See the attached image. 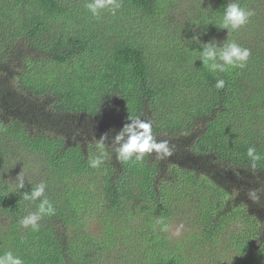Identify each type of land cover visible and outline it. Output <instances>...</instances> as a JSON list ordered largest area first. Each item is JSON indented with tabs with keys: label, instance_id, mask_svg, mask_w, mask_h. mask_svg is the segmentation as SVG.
<instances>
[{
	"label": "trees",
	"instance_id": "trees-1",
	"mask_svg": "<svg viewBox=\"0 0 264 264\" xmlns=\"http://www.w3.org/2000/svg\"><path fill=\"white\" fill-rule=\"evenodd\" d=\"M87 2L0 0V255L11 251L24 264H114L120 225L181 218L195 227L189 242L147 244L146 264H196L195 248L211 264H264V191L256 202L247 195L264 190V160L252 168L247 156L249 147L264 154V0H239L255 15L230 35L220 25L236 0H211L205 11L198 4L168 46L165 0H122L116 15L104 10L99 19ZM139 22L156 35L150 45ZM189 26L249 49L246 67H204ZM129 117L151 123L173 155L118 161L115 137ZM104 136L108 155L91 168ZM11 145L45 160L62 186L46 184L55 215L38 231L19 223L39 201L22 199L32 187L11 183ZM81 198L95 201L97 218Z\"/></svg>",
	"mask_w": 264,
	"mask_h": 264
},
{
	"label": "clouds",
	"instance_id": "clouds-1",
	"mask_svg": "<svg viewBox=\"0 0 264 264\" xmlns=\"http://www.w3.org/2000/svg\"><path fill=\"white\" fill-rule=\"evenodd\" d=\"M122 6V0H89L85 7L90 11L93 17L100 18L101 11L107 10L112 15H116L117 11ZM255 15L254 10H248L241 7L239 0L227 5L222 17V29L228 30V35L244 27L252 16ZM193 40L198 42L203 51H200V60L203 66L209 68L213 72H227L230 68L246 67L251 56V51L241 47L236 42L218 44L216 41L202 43L198 36H194ZM222 45V46H221ZM217 89L225 87V81L218 79L215 85ZM130 123L126 124L121 132L115 137V153L116 159L122 162L142 163L146 155L155 154L158 159H165L173 155L172 147L167 140L157 141L153 135L151 123L141 120L140 118L129 117ZM107 136L101 137L96 141L98 154L89 156V166L94 169H99L105 162V157L108 155L105 144ZM247 156L252 162V168H256L257 162L264 160V154L258 153L254 147H249ZM16 180L18 181V189L25 188L24 179L20 174ZM47 185L41 182L35 186L31 193H23L22 199L30 202L39 201L37 211L31 212L24 216L20 221V225L32 231H38L40 221L45 216L55 215V208L46 196ZM261 189H252L247 195L250 200L256 202L260 199ZM158 227L159 231L168 232L169 226L158 219L154 229ZM0 264H24V261L11 251L0 255Z\"/></svg>",
	"mask_w": 264,
	"mask_h": 264
},
{
	"label": "rangeland",
	"instance_id": "rangeland-1",
	"mask_svg": "<svg viewBox=\"0 0 264 264\" xmlns=\"http://www.w3.org/2000/svg\"><path fill=\"white\" fill-rule=\"evenodd\" d=\"M167 2V10H165L163 15V22L161 25H165L171 29L170 40L165 42V45L168 46L171 44L176 37L178 39L179 31L181 27H185L187 24L192 22L193 18L197 13V5H201V10L205 11V8L208 9V3L210 4L211 0H165ZM212 5V4H211ZM108 19V16H106ZM184 20V21H183ZM142 22H139L138 33L141 34L143 39L148 45L151 44V40H155V33L145 30L141 27ZM134 25H136L134 23ZM137 30V26H135ZM191 30V32L189 31ZM189 30L185 31L189 37L198 36L202 43H209L212 41H217V39L222 38L220 35H207L203 34L200 31L193 32L191 26H189ZM205 37V40L204 38ZM197 44H199L197 42ZM15 145H11V150L13 157L11 158L12 165L10 167L6 166L8 172L10 174V181L12 184L17 186L18 181L16 178L22 174L24 179L25 187H32L39 185L41 182L45 184L51 185L52 189L55 192L61 191L62 186L59 183V179H56V175L52 169L48 166V163L43 160L40 156L33 155L25 148H16ZM7 174V172H6ZM80 204H85V209H88V212L95 213V217L97 218L100 213L97 210L99 207L96 205L95 201L87 202L86 199L81 198L78 200ZM255 210H258V206H255ZM97 211V212H96ZM180 218V215H178ZM181 219V218H180ZM176 219L172 224H168L169 231L162 232L157 231L156 227L154 229L153 225H145L141 227L143 224L140 221L136 222H127L125 224L120 225L121 228L117 235V238L120 242L119 249L116 252L118 258L115 260L114 264H146L144 261L145 255L147 252V244L153 246L156 243V240L159 238L166 240L168 245L176 243L179 240H183L186 243L189 242V236L193 231L195 232V227L190 224L188 219L184 222L182 219ZM132 223V224H131ZM156 223V222H155ZM141 227V230L145 236H155V240L148 242L146 237L142 235L141 232L136 233V229ZM130 229V233L128 232ZM193 230V231H192ZM165 234L168 235V238L164 237ZM187 246V245H186ZM192 248L190 247V250ZM185 250V249H183ZM182 250V251H183ZM192 258L195 259L196 264H211V260L207 258L206 254H201L196 251H191Z\"/></svg>",
	"mask_w": 264,
	"mask_h": 264
}]
</instances>
